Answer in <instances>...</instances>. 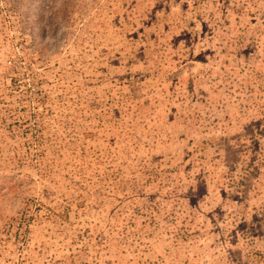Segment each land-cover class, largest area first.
Masks as SVG:
<instances>
[{"label":"rangeland","instance_id":"1","mask_svg":"<svg viewBox=\"0 0 264 264\" xmlns=\"http://www.w3.org/2000/svg\"><path fill=\"white\" fill-rule=\"evenodd\" d=\"M0 264H264V0H0Z\"/></svg>","mask_w":264,"mask_h":264}]
</instances>
